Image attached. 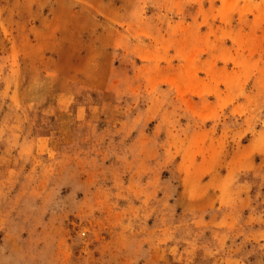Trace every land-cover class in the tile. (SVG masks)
<instances>
[{"label":"rangeland","instance_id":"1","mask_svg":"<svg viewBox=\"0 0 264 264\" xmlns=\"http://www.w3.org/2000/svg\"><path fill=\"white\" fill-rule=\"evenodd\" d=\"M0 264H264V0H0Z\"/></svg>","mask_w":264,"mask_h":264}]
</instances>
